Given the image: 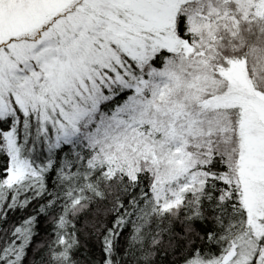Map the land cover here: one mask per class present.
Masks as SVG:
<instances>
[{
    "label": "snow or ice",
    "instance_id": "obj_1",
    "mask_svg": "<svg viewBox=\"0 0 264 264\" xmlns=\"http://www.w3.org/2000/svg\"><path fill=\"white\" fill-rule=\"evenodd\" d=\"M0 264H264V0H0Z\"/></svg>",
    "mask_w": 264,
    "mask_h": 264
}]
</instances>
